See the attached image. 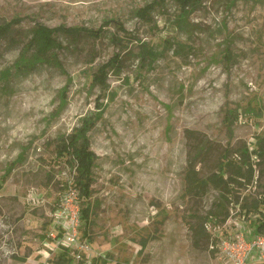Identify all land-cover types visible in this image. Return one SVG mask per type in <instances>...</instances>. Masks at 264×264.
Returning a JSON list of instances; mask_svg holds the SVG:
<instances>
[{
    "label": "rangeland",
    "instance_id": "1",
    "mask_svg": "<svg viewBox=\"0 0 264 264\" xmlns=\"http://www.w3.org/2000/svg\"><path fill=\"white\" fill-rule=\"evenodd\" d=\"M185 9L181 19L177 0H0V24L20 19L0 36V264H58L64 248L50 236V213L75 171L56 150L99 112L87 133L89 225L80 226L89 250L77 261L65 249L68 264H225L219 239L235 223L258 235L264 157L252 149L264 140V0H192ZM36 25L100 34L58 33L62 68L17 71ZM114 53L119 68L107 70L105 87L92 85ZM244 149L251 183L228 186L223 201L212 185L187 192L189 168L203 179L227 162L245 171ZM219 200L223 221L210 215Z\"/></svg>",
    "mask_w": 264,
    "mask_h": 264
},
{
    "label": "trees",
    "instance_id": "2",
    "mask_svg": "<svg viewBox=\"0 0 264 264\" xmlns=\"http://www.w3.org/2000/svg\"><path fill=\"white\" fill-rule=\"evenodd\" d=\"M182 7V12H180V18H185L188 13L186 7L191 5L192 0H177ZM150 6L146 7L144 10H140L138 14L142 17L146 15L149 11ZM20 22L19 18L11 19L9 22H4L0 24V36L6 34L12 26ZM90 33V35L98 36L100 31L88 30L84 27H64L58 26L55 28H48L43 25H36L31 32V38L23 47L18 60L15 62L14 67L17 71L21 70H31L34 69L39 63L55 64L59 68L61 63L57 60V51L63 47L62 42H60L55 35L58 33L68 34L69 37L75 38L81 33ZM30 53L31 57H26ZM227 58L228 55L225 54ZM121 58L120 55L114 53L110 59L99 65L95 73L92 75L91 83L92 85H97L100 87H105L106 84V74L108 69H118L119 62ZM7 72V71H6ZM4 72L3 75L6 76L8 72ZM99 114H92L88 117H83L80 120V124L75 127L67 136H64L59 141V146L56 150L57 156L59 158L65 159L67 162H72L70 167L74 169V179L73 185L79 190V199H83L84 205L81 206V220L84 221L85 226L89 225V215H90V204L88 202L92 195V184H93V168L95 167V154L89 149V138L87 136L88 131L94 126L95 122L99 119ZM248 149L241 151L242 163L246 167L243 171L242 167H237L235 171H231V163L223 164L217 173L203 178H198L197 171L193 168L188 169V176L185 178L186 190L187 192H205V187L212 185L215 189L219 190L223 195L221 196L222 201L228 198L230 194V189L228 186L236 185L240 187L242 185V180L246 183H251L253 178L252 164L249 162ZM252 154L258 157H264V140L258 138L255 147L252 149ZM225 174V175H224ZM66 183L65 186L66 187ZM259 203L264 205V191L262 193ZM220 208L218 212H212L210 215L217 219L220 215L223 216L222 221L226 220L228 216V210L223 207L221 200L216 205ZM245 208V205L241 206ZM255 233L258 235L264 233V213L261 218L257 221L254 227ZM24 260L23 258L21 259ZM58 264H68L69 257H67L66 252H63L58 256ZM90 264H95L92 261ZM102 264H106L104 261Z\"/></svg>",
    "mask_w": 264,
    "mask_h": 264
},
{
    "label": "built area",
    "instance_id": "3",
    "mask_svg": "<svg viewBox=\"0 0 264 264\" xmlns=\"http://www.w3.org/2000/svg\"><path fill=\"white\" fill-rule=\"evenodd\" d=\"M72 182L64 187L58 206L51 214L50 236L56 240V245L66 249L72 259L81 261L89 245L80 231L79 190ZM235 225L234 232L219 239L220 258L225 264H248L258 260L264 262V234L249 237L243 232L241 223Z\"/></svg>",
    "mask_w": 264,
    "mask_h": 264
},
{
    "label": "crops",
    "instance_id": "4",
    "mask_svg": "<svg viewBox=\"0 0 264 264\" xmlns=\"http://www.w3.org/2000/svg\"><path fill=\"white\" fill-rule=\"evenodd\" d=\"M55 209H56V208H55ZM55 209H54V210H55ZM54 210H53V211H54ZM50 214H52V212H51ZM50 225H51V224H50ZM56 246H57V245H56ZM58 248H59V247H58ZM60 249L62 250V253L65 251V249H62V248H60ZM65 252H66V251H65ZM62 253H61V254H62ZM61 254H59V255H61Z\"/></svg>",
    "mask_w": 264,
    "mask_h": 264
}]
</instances>
